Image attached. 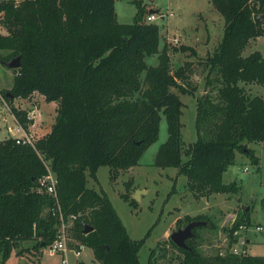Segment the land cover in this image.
Wrapping results in <instances>:
<instances>
[{"label":"trees","instance_id":"trees-1","mask_svg":"<svg viewBox=\"0 0 264 264\" xmlns=\"http://www.w3.org/2000/svg\"><path fill=\"white\" fill-rule=\"evenodd\" d=\"M208 1L224 24L217 46L202 61L205 92L195 99L196 140L187 148L179 94L194 95L196 88L188 82L193 64L175 66L165 40L159 48V26L147 20L153 13H144L136 3L134 21L119 23L114 0L0 2V63L16 56L21 60L11 87L0 92L15 121L30 136L32 120L26 109L11 105L14 98L38 93L56 104L49 130L30 136L32 144L16 137L0 140V264L23 242H31L35 251L51 244L59 212L64 219L76 216L70 227L76 240L72 246L89 247L99 264H139L144 238L129 237L107 194L89 187L87 180L96 179L100 166L108 167L111 179L135 166L157 139L162 115L167 138L154 164L176 168L194 197L240 191L236 181L222 178L237 153L259 169L249 145L264 143V97L249 95L241 83L264 84V56L259 51L242 54L251 40L264 36V20L253 19L264 12V0ZM172 49L196 56L188 44ZM152 54L158 56L157 65L145 61ZM46 164L56 179V198L39 188ZM130 187L127 181L122 197L134 205ZM260 205L264 211V199ZM245 208L229 229V248L239 226L251 225L250 208ZM183 219L184 226L205 220L203 226L214 228L207 215ZM83 223L93 230L83 233ZM196 228L186 248L169 239L178 252L175 264H264V256L249 253L204 254Z\"/></svg>","mask_w":264,"mask_h":264},{"label":"rangeland","instance_id":"rangeland-1","mask_svg":"<svg viewBox=\"0 0 264 264\" xmlns=\"http://www.w3.org/2000/svg\"><path fill=\"white\" fill-rule=\"evenodd\" d=\"M136 3L146 14L154 10L152 13L156 18L152 22L159 26V48L161 49L164 40L169 43L168 53L173 64L176 66L183 61H191L193 64L188 82L190 87L196 88L194 95L179 94L184 104L181 115L182 141L183 147L187 148L196 140L195 99L205 92L206 69L202 61L220 40L223 18L208 0H114L117 22H133L137 13ZM1 32H4L3 29ZM174 38H178V41L173 42ZM181 44L191 45L196 51V56L190 55L189 51H173V46ZM253 51H259L264 56V36L251 40L242 54L248 55ZM145 61L148 65H157L158 56L157 54L146 56ZM13 77L14 70L0 63V92L11 87ZM241 85L249 95L264 97V84L241 83ZM32 98H35L34 102L40 98L34 107L28 100L21 98H14L11 105L21 109L34 108L35 115L42 114L37 126L39 130L32 132V136L37 138L42 132L48 131L53 123L56 104L47 102L38 94ZM22 135L23 131L17 129V122L8 103L0 98V140ZM166 138V121L162 115L157 139L146 148L135 166L120 171L115 179L110 178L107 166H100L96 172V179L88 177L87 180L89 187L103 190L107 194L129 237L133 240L144 238L138 251L139 264H150V261L151 264L177 262L178 252L170 245L169 234L184 226L181 222L186 215H207L214 224V228L207 226L196 228L199 234L198 248L201 252L207 255L229 252V229L238 211L245 206L250 208L251 225L247 228H238L234 232L236 240L243 242L238 245V253L264 256V211L260 205L264 199V143L249 145L259 158V169L252 165L246 156L237 153L234 164L223 173L224 182L236 181L240 185L238 193H215L197 198L189 192L186 177L178 174L176 168H162L154 164L157 150ZM127 181H131L130 198L135 194L139 195L134 205L130 204V199L122 197L127 191ZM257 226L262 229L256 230ZM67 232L70 237L67 244L71 248L76 240L70 228ZM30 246L29 241L21 243L4 264H60V256L57 254L49 256L44 248L35 251ZM66 259L67 264H99L94 259L92 250L86 246L79 256H75L73 251L69 250Z\"/></svg>","mask_w":264,"mask_h":264},{"label":"built area","instance_id":"built-area-1","mask_svg":"<svg viewBox=\"0 0 264 264\" xmlns=\"http://www.w3.org/2000/svg\"><path fill=\"white\" fill-rule=\"evenodd\" d=\"M1 1L2 0H0V2ZM2 16H3V11L0 10V19L2 18ZM155 18H156V16L154 14H149L147 16V20H149V21H152ZM1 29H2V26L0 24V31H1ZM177 41H178V38L173 39V42H177ZM0 98H1V100H4L1 93H0ZM27 118L32 120L31 126H33L36 122L34 108L31 109L30 111H27ZM17 129L23 131V135L21 137H16L17 141L32 144L31 137L22 129V127L19 124H17ZM46 169H47L46 174H44L39 180V183H40L39 188L43 192H46L47 194L56 198V196H57L56 186H55L56 185V179H55L53 173L51 172L48 164H46ZM58 218H59V225H58V229H57L56 238L54 239V241L51 244L46 246L44 249L46 250V252L49 256H53L55 254L60 256V264H67L66 253L69 250H72L73 254L75 256H79L84 245L78 244L77 247H71L70 248L67 244V240H70L67 229L72 226L73 221L76 218V216L74 214H71L66 219H64L62 213L59 212ZM239 228H243V226H239ZM261 229L262 228L260 226L256 227V230H261ZM242 243L243 242L240 240L236 241L229 248V250H230L229 252H232L234 254H240V253H238L239 252L238 251V245L242 244Z\"/></svg>","mask_w":264,"mask_h":264},{"label":"water","instance_id":"water-1","mask_svg":"<svg viewBox=\"0 0 264 264\" xmlns=\"http://www.w3.org/2000/svg\"><path fill=\"white\" fill-rule=\"evenodd\" d=\"M154 10H150V12H153ZM253 19L255 22L264 20V12L260 13V14H255L253 16ZM20 56H16L14 58H11L8 61H2L1 64L4 65L5 67L8 68H18L20 66ZM134 200H138L139 199V195L135 194L133 197ZM246 210H248V208H245ZM207 223V221L205 220H192L190 222H188L185 226L183 227H178L176 230L172 231L169 234V239L177 246L180 248H186L187 244H186V240H188L189 238L193 237L194 232H193V228L198 227V226H203ZM92 227L83 223V233H88L90 231H92Z\"/></svg>","mask_w":264,"mask_h":264},{"label":"crops","instance_id":"crops-1","mask_svg":"<svg viewBox=\"0 0 264 264\" xmlns=\"http://www.w3.org/2000/svg\"><path fill=\"white\" fill-rule=\"evenodd\" d=\"M150 13H152V12H150ZM35 94H38V93H33L32 96H34ZM38 95H40V94H38ZM32 96H31V97H32ZM31 97H30L29 99H26V100H28V101L30 102V104H32V106L34 107V105L37 104V103L40 101V98H38L37 102H34V101H35V98H31ZM40 97H43V96L40 95ZM43 98H44V97H43ZM25 109H26L27 111H30V110H31V109H29V108H25ZM55 110H56V109H55ZM41 115H42V114H39V113L35 115L36 122H35V124H34L33 126L30 127V130H31V134H30V136H32V132L34 133V132H37V131L39 130V127H37V126H38L39 123H40L39 121H40V119H41V118H40ZM45 132H47V131L42 132V134H44ZM246 237L248 238V236H246ZM247 238H246V239H247ZM249 241H250V240H249ZM248 244H249V243H248ZM248 244H247V245H248Z\"/></svg>","mask_w":264,"mask_h":264}]
</instances>
